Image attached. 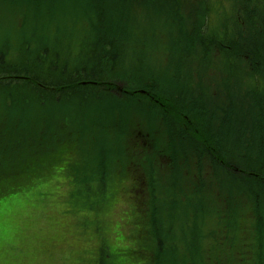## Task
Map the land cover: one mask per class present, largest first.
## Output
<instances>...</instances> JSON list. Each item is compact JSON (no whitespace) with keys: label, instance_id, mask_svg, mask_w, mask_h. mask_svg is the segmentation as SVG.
<instances>
[{"label":"rangeland","instance_id":"374dc122","mask_svg":"<svg viewBox=\"0 0 264 264\" xmlns=\"http://www.w3.org/2000/svg\"><path fill=\"white\" fill-rule=\"evenodd\" d=\"M52 1L39 10L33 0H0V69L9 70V60L17 62L12 76L3 79L18 75L19 62L36 79L46 64L33 58L31 45H43L36 36L45 39L46 48L58 34L72 39L78 29L88 28L83 16L92 6L101 7L98 1L88 6L83 0ZM254 1L150 0V25L125 47L134 65L130 72L150 80V105L158 106L150 107V114L145 106L120 99L118 105L98 106L99 114L76 105L79 112L61 105L67 91L66 98L74 97L67 85L61 93L44 91L53 103L44 106L3 96L9 89L0 93V264H264L262 182L248 171L226 172L203 152L178 154L186 142L174 132L176 116H160L164 98L169 102L183 94L195 100L189 99L187 108L208 102L207 108L227 109L230 117L247 121L264 94L244 93L240 84L248 85L247 63L250 69L254 60L246 52L232 58L228 51L249 40L232 38L230 44V37L224 43L217 33L235 24L249 31L254 20L264 26V0L256 16L247 11ZM128 4L136 2L122 0L118 8L122 12ZM148 14L131 6L121 16L137 32ZM196 28L212 32L208 40H200ZM220 42L224 50L218 51ZM17 45L21 53L14 51ZM70 51L78 56L76 49ZM48 75L61 77L57 69ZM97 91L90 95L96 106ZM132 105L149 137L134 123ZM76 120L83 126L79 132L73 129ZM108 124L107 143L95 126ZM242 129L246 122L225 133L237 130L245 142ZM129 144L133 154L126 152ZM237 149L239 157L253 153L251 146ZM95 169L111 174L109 193L75 191L76 177L94 180ZM152 211L157 217L151 222Z\"/></svg>","mask_w":264,"mask_h":264},{"label":"trees","instance_id":"16d2710c","mask_svg":"<svg viewBox=\"0 0 264 264\" xmlns=\"http://www.w3.org/2000/svg\"><path fill=\"white\" fill-rule=\"evenodd\" d=\"M62 1L65 3H71L70 0ZM83 1V4L86 6L90 5L91 1H98L101 4V7L105 9V12L107 13L106 17L111 18V24L117 28L113 29L109 26L99 27V24H95L96 19L100 18L103 20L105 16H101L99 13L93 12L90 9L91 14H85L83 16V18L88 23V28L86 30L82 31L81 29H78L77 34H75L72 39H70V36V38L61 36L54 38L52 41L53 46H48V48L45 46L44 48L50 53L53 49L52 47L57 45L55 50L65 49L66 52H71L70 56L66 55L64 59H57L51 53V57L48 58L45 66L42 65L43 73H39L36 76V79V74L33 73L32 69L27 67L25 62H19L23 68L17 69L16 73L18 76H13V78L8 79L6 83L5 79H3L1 76H12L11 67L12 65L14 67V65L17 63L14 60H9V63L12 64H8L9 70L6 71L4 69H0V93L6 92L9 89V91L3 94V96L10 93L11 100L15 99L22 101L24 99H31V101L37 100V102H39L40 100L45 99V101L53 104L52 100L46 99L48 95H46L47 93L44 91L56 90L61 93L62 86L67 85L69 89H74V97L72 99L66 98L70 96L67 91L60 96L61 105L75 107L79 112H82V109L77 108L76 105L83 106L86 104H92L95 108V112L99 114L100 110L98 106L103 105L104 102L118 105L120 100L126 102V100L129 99L130 102L145 106L150 114V107L158 108L156 103L150 105V98L152 97L150 94V80L142 76L139 79L136 76V72H130L134 70V65H132V63L129 61V50H126L125 48L122 52H119L123 41L126 42L127 46L133 40H135L138 34L143 32V29L147 25H150L149 13L148 15H143V21L139 22V30L137 32H133V27H131L127 22L123 21L121 14H124L125 11L131 6L143 8L149 12L150 0H135L136 5L128 4L122 12L118 8L122 0ZM262 2L263 0H255L252 5L247 6V11L256 16V12L260 13L259 9L262 6ZM204 5L207 9L209 8L205 2ZM122 26H125L126 29H121ZM103 27L107 30L108 38H113L111 41H115L114 43L117 45V52L109 58L110 63L113 64L119 57L122 58L120 67L114 66L113 68L110 66L111 71L106 74L104 72L103 66L98 64L100 59L96 55V50L102 47V45H98L97 43L99 42V38L101 37V34L104 30L103 29L101 31ZM197 29L198 28H196V31L200 36V40H203V38L207 39L208 34L212 33L208 30L206 32H198ZM218 31L220 33L217 34L221 35V42L224 43H226L230 37V44L232 38L239 39L243 36L248 38L249 41L244 44V47L241 48L242 50L239 48H232V50L228 52L231 53L232 58L236 57L241 52H246L251 56L252 60L254 61H252L253 66L250 69L249 64L247 63V69L250 71L247 75L248 79L246 84L248 85L246 86L240 84V86L244 93H247L252 97H262L264 94V42L259 38H264V26L260 23L257 24L254 20L252 23V28L246 32L242 31L241 26H238L237 24L232 26L230 29H228L227 26ZM113 32H116L119 35L126 33L124 36L125 38L120 37L119 35H114ZM38 40L39 37L36 36V41ZM221 42L216 45L218 51L224 50V46L221 45ZM143 43L147 45V39H144ZM109 44L110 42L108 43V47L110 46ZM228 46L229 45H226L227 48ZM16 48H18V45L14 49ZM73 49L78 51V56L75 51H70ZM204 52L207 53V51ZM221 52L223 53V51ZM231 57H229V59H231ZM50 68L52 70L49 71ZM80 68H82V70L87 74L86 76L82 75ZM56 69L59 73H61L59 80H53L52 75H48V73L50 74ZM19 76H23V79L15 78ZM65 77L67 80L63 81ZM223 83L226 84L225 82ZM52 87H55V89H51ZM94 89H97V92L100 94V101L98 102L97 106L92 101L93 96H90L91 91ZM160 94L162 95V93ZM217 96L221 97L220 95ZM184 97L185 95L183 94L172 95L169 102H167L164 98V101L161 102L163 107L159 106L161 111L163 110L160 114L161 117L166 118L170 116V114H175L176 119L174 121V132L180 139H183L186 142V144L183 143L182 147L185 149V151H175L178 152V154H190L192 152L196 153V151L203 152L211 159L213 163H217V165L222 167L228 173L231 172L230 170L238 173L248 171L250 177L262 182L264 190V98L258 102V106L252 109L248 115L249 117L247 116V121H245L244 119L246 117H230L231 114L227 109L216 108L212 105L210 108H207L208 102L197 104L194 106L195 109L187 108L185 103L190 102L192 99H185ZM176 100L181 101V104H179ZM123 104L125 105V103ZM132 106L133 108L129 110V112H131L134 116V123L137 122L139 124L138 129L147 135V133L142 130L144 124L139 114L136 112L137 105ZM204 115H210L211 124L209 118ZM234 121L235 124H233ZM107 122L110 121L108 120ZM243 122H246V130L242 129V135H245V142L239 140L240 135L237 130L232 131V135L225 133V131L235 129L236 125L240 126ZM82 127L81 121L76 120L74 122L73 129L75 132H79ZM95 127H97L101 137L104 136L108 143L112 136L110 124L97 125ZM260 127H263V134L258 135L257 132ZM12 130L14 132L16 127L12 126ZM119 134L121 133H117L115 136H118ZM147 136L149 137V135ZM255 138H258L260 141L255 142ZM237 146H243L245 148H250L251 146V151L253 153L248 156L239 157L240 152L237 149ZM134 149L135 148L129 144L126 152L133 154ZM197 158L199 160H196V163L199 164L200 158L198 155ZM109 177H111L110 173H100L95 169L94 180L87 181L86 179L82 178V180L81 178L76 177V180L73 182L74 189L78 192H80V190H85L83 193H100L102 196H105L109 193ZM156 217L157 212L152 211L150 213L151 222Z\"/></svg>","mask_w":264,"mask_h":264},{"label":"bare ground","instance_id":"6f19581e","mask_svg":"<svg viewBox=\"0 0 264 264\" xmlns=\"http://www.w3.org/2000/svg\"><path fill=\"white\" fill-rule=\"evenodd\" d=\"M53 2L54 1H52V0H33V3H34V5H35V7L37 8V9H39V5L40 4H46V5H48V6H51L52 4H53ZM41 8V7H40ZM141 9H143V8H140V10ZM40 10V9H39ZM92 11L93 12H97V13H99L101 16H105L104 18H103V20H101L100 18H98V19H96V22H95V24H99V27H102V26H109V27H111V28H113V29H115V28H117L116 26L114 27L113 26V24H111V18H109V17H106V15H107V13L105 12V9H103V8H101L100 6H97V5H94V6H92ZM149 13H150V11H149ZM101 23V24H100ZM104 29V27L101 29V31ZM121 29H123V30H125L126 29V27L125 26H122L121 27ZM113 34L114 35H119V34H117L116 32H113ZM122 35V36H121ZM121 35H119L120 37H124L125 35H126V33H122ZM61 35H56L55 36V38H58V37H60ZM125 38V37H124ZM54 39V38H53ZM113 39V38H112ZM111 38H108V36H107V30L106 29H104L103 30V32H102V34H101V37L99 38V42L97 43L98 45H102V47L100 48V49H97L96 50V55L98 56V58L100 59V61L98 62V64L99 65H102L103 66V69H104V72H105V74L106 73H109L111 70H110V66H112L113 68H114V66H116V67H120V65H121V63H122V58L121 57H119L118 59H117V61L115 62V63H113V64H111L110 63V60H109V58L110 57H112L116 52H117V45L114 43V42H112L111 40H112ZM39 41L41 42V44H43V45H41V47L40 48H38V47H36V46H33V45H31V50L34 52V53H32V55H33V58L35 59V60H37V61H39V62H41V63H43V62H45V61H47L48 60V58H50L51 57V53H52V55L55 57V58H57V59H64L65 57H66V51H65V49H63V50H52L50 53H49V51L47 50V49H43L42 47L44 46V43H45V39H41V38H39ZM110 42V46L108 47V43ZM46 46V45H45ZM45 46H44V48H45ZM125 47H126V42L125 41H123V43H122V47L119 49V52H122L124 49H125ZM52 48H56V47H52ZM14 51L16 52V53H21V50L19 49V47L18 48H16V49H14ZM67 55H69V53L67 54ZM76 66H79V65H76ZM147 67H150V63L147 65ZM80 70L82 71V75L83 76H86L87 74L82 70V68H80ZM18 76V75H17ZM106 76V75H105ZM64 80H67V78L65 77L64 79H63V81ZM7 81H8V79H5V82L7 83ZM62 83V82H61ZM61 83H59V84H61ZM114 83H116V82H114ZM126 103H130V100L129 99H127L126 100ZM38 104L39 105H42V106H44V105H46V101H45V99L43 100H40L39 102H38ZM85 107H89V108H94V106L92 105V104H86V105H84ZM178 111V110H177Z\"/></svg>","mask_w":264,"mask_h":264}]
</instances>
